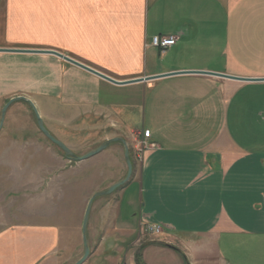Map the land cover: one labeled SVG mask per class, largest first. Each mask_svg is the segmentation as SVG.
<instances>
[{
    "label": "crops",
    "instance_id": "obj_1",
    "mask_svg": "<svg viewBox=\"0 0 264 264\" xmlns=\"http://www.w3.org/2000/svg\"><path fill=\"white\" fill-rule=\"evenodd\" d=\"M16 97L75 155L129 148L134 195L121 187L83 264H264V0H0V103ZM149 224L159 239L122 246ZM60 235L5 226L0 264H63Z\"/></svg>",
    "mask_w": 264,
    "mask_h": 264
},
{
    "label": "rangeland",
    "instance_id": "obj_2",
    "mask_svg": "<svg viewBox=\"0 0 264 264\" xmlns=\"http://www.w3.org/2000/svg\"><path fill=\"white\" fill-rule=\"evenodd\" d=\"M3 107L4 104L0 103V121ZM75 136L79 141L97 139V135L92 133H75ZM143 137L146 133L135 135L132 154L137 156L147 147ZM81 145L76 146V156L87 154L81 150ZM115 156L113 160L101 163L94 158L70 161L41 133L30 113L17 110V105L12 106L0 131V229L15 223L55 227L61 233L59 262L74 264L83 254L82 222L89 200L126 176L124 155L119 153ZM124 189L127 190L126 203L135 189L130 184H126ZM122 191L123 188H119L111 195L95 199L87 230L89 242L90 236L102 230L103 217L109 214L110 205L118 203ZM131 215V210L123 206L121 219H132ZM140 226L139 236L137 233L133 243L132 240L123 241L124 248H140L159 239L163 233L151 236L146 234L145 225ZM122 264H125L124 260Z\"/></svg>",
    "mask_w": 264,
    "mask_h": 264
},
{
    "label": "water",
    "instance_id": "obj_3",
    "mask_svg": "<svg viewBox=\"0 0 264 264\" xmlns=\"http://www.w3.org/2000/svg\"><path fill=\"white\" fill-rule=\"evenodd\" d=\"M37 53H40V52H37ZM50 53L53 54V55H56V56H58L60 58H64L65 60L70 61V62H72V63H74V64H76L78 66H81L83 68L88 69L87 67L74 62L68 56H65V55H62V54L56 53V52H50ZM88 70H90L91 72H95V71H93L91 69H88ZM96 74L101 76L102 78H105V79L109 80L108 77H105L102 74H99V73H96ZM201 74H208V73H201ZM210 75L218 76V77L232 78V77H229V76L218 75V74H210ZM166 76H168V75H166ZM111 82H114V81H111ZM19 101H25V102H28L30 104V106L32 107L33 112L35 114V117H36V120H37V125H38V128L41 131V133L52 144H54L57 147H59L65 153L66 158L69 159L70 161L81 162V161H86L88 159H91V158L95 157L96 155H98L99 153H101L102 151H104L105 149H107L108 146L111 143L121 142L124 145V147H125V161H126V164H127V167H128V172H127L126 177L123 180H121V181L113 184L112 186H110L107 190L96 193L94 196L91 197V199L88 202V205H87V208H86V211H85V214H84L83 222H82V239H83V246H84V254H83L82 258L79 259L75 263V264H83L88 259V257L90 256V247H89L88 239H87V230H88V224H89V219H90V214H91L93 203H94L96 198L107 196V195H111L117 189L123 187L124 185H126L129 182V180L131 178V175H132V169H133L132 163H131V160H130L129 148H128L126 142L123 139L115 138V139H112V140H109V141L103 143L102 145H100L96 149L88 152L87 154H85L83 156H76L66 145H64L61 141H59L57 138H55L53 135L50 134V132L45 127L44 122H43L39 112L37 111L35 105L31 101L27 100L25 97L13 98L3 107V109H2V118H1V121H0V131L2 130V128L4 126L5 117H6V114H7V111L9 109V107L13 103L19 102Z\"/></svg>",
    "mask_w": 264,
    "mask_h": 264
},
{
    "label": "built area",
    "instance_id": "obj_4",
    "mask_svg": "<svg viewBox=\"0 0 264 264\" xmlns=\"http://www.w3.org/2000/svg\"><path fill=\"white\" fill-rule=\"evenodd\" d=\"M176 44V39L174 37H165L161 38L159 36H155L152 38L151 45L155 48L158 49H168L173 47ZM140 150V153L144 150ZM145 232L148 235L151 236H158L163 232V227L161 225H156V224H149L145 225Z\"/></svg>",
    "mask_w": 264,
    "mask_h": 264
},
{
    "label": "bare ground",
    "instance_id": "obj_5",
    "mask_svg": "<svg viewBox=\"0 0 264 264\" xmlns=\"http://www.w3.org/2000/svg\"><path fill=\"white\" fill-rule=\"evenodd\" d=\"M132 163V162H131Z\"/></svg>",
    "mask_w": 264,
    "mask_h": 264
}]
</instances>
